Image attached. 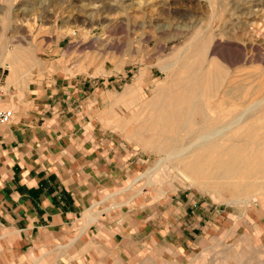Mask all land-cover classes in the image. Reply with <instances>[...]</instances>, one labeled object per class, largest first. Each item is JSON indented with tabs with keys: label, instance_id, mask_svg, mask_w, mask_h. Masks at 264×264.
Returning a JSON list of instances; mask_svg holds the SVG:
<instances>
[{
	"label": "rangeland",
	"instance_id": "obj_1",
	"mask_svg": "<svg viewBox=\"0 0 264 264\" xmlns=\"http://www.w3.org/2000/svg\"><path fill=\"white\" fill-rule=\"evenodd\" d=\"M219 1L0 0V41H3L0 53L5 48L9 51L18 48L23 50L21 57L37 60L33 76L21 79L23 85L11 88L6 85L9 71L1 64L0 89L11 100L13 92L23 94L36 88H45L59 99L66 97L71 108L66 114L68 122L95 124L104 133L112 132L128 148L136 164V175L144 172L137 178L141 179L137 186L146 193L140 196L146 198L138 205L142 211L150 206L157 212L163 209V255H169L173 263L222 264L226 246L234 245L239 248L238 260L244 261L243 264H264V190L248 192L245 196H254L255 201L241 206L233 204L231 199L243 195L212 191L196 184L197 181L184 180L177 174L180 163L177 165L176 160L167 159L161 168L150 171L166 155L156 150L163 143L159 142L157 130L148 126V116L154 112L146 105L157 90L168 88L174 78L170 74L172 78H169L161 68L177 58L173 53L183 41L182 33L186 29L191 32L202 22L206 26L214 17L219 19L220 24L223 22L219 27L223 42L237 46L248 59L254 52V58L261 61V65L247 63L248 68L256 67L257 75L245 76L243 89L250 92L264 81L261 74L264 54L260 56L264 53V0H253L257 3L254 7L246 0ZM232 4L242 9L234 10ZM239 22L244 23L243 29ZM176 69L177 64L171 71L175 73ZM138 73L151 75L154 80L152 92L143 102L133 86H126ZM133 104L132 113L123 111ZM238 110L239 106L228 107L226 112H221L224 118L220 119L225 121ZM254 133L255 139L247 147L251 151L264 150V127ZM135 189L134 186L133 191L120 189L116 196L106 198L104 205L126 203ZM255 215L262 224L254 225L251 218ZM242 232L246 250L240 249L242 244L238 239ZM185 234L188 239H184ZM138 251L133 258L136 264H163L160 257H154L155 249Z\"/></svg>",
	"mask_w": 264,
	"mask_h": 264
},
{
	"label": "crops",
	"instance_id": "obj_2",
	"mask_svg": "<svg viewBox=\"0 0 264 264\" xmlns=\"http://www.w3.org/2000/svg\"><path fill=\"white\" fill-rule=\"evenodd\" d=\"M36 62L24 63L29 71L17 80L6 76V85H23L19 81L33 76ZM152 78L138 73L126 86L147 97ZM0 91L2 106L13 113L0 125V264H136V252L144 248L155 249L163 264H186L163 255V209L141 210L146 193L137 178L144 172L136 175L133 155L112 132L68 122L66 97L45 88L13 92V100ZM130 106L123 111L132 113L135 104ZM133 186L126 203L104 205ZM260 219L251 221L258 225ZM243 233L238 240L246 250ZM225 250L222 264H243L237 246Z\"/></svg>",
	"mask_w": 264,
	"mask_h": 264
},
{
	"label": "bare ground",
	"instance_id": "obj_3",
	"mask_svg": "<svg viewBox=\"0 0 264 264\" xmlns=\"http://www.w3.org/2000/svg\"><path fill=\"white\" fill-rule=\"evenodd\" d=\"M246 1L253 7L257 5L255 0ZM238 7L235 6L234 10ZM222 23L214 17L209 25L203 26L202 22L191 32L185 28L183 41H180L174 53L171 52L177 58L173 62H166L161 68L166 70L169 78H172L170 75L174 78L170 81V87L159 89L155 96H151L153 100L150 99L146 108L154 112L148 116V126L157 130L159 142L163 143V147L156 150L163 151L167 158L160 159L150 171L158 170L167 159H173L177 165L180 163L176 170L184 180L197 181L196 184H202L212 191H229L245 196L254 189L264 190V150L251 151L247 147L255 139L254 132L264 127V81H259V85L250 92L243 89L242 83L247 79L245 76L257 75L256 67L248 68L247 63L254 65L259 62L261 65V61L254 58V52H250L252 56L248 59L237 46L223 42V32L219 31ZM243 25L240 23L239 27ZM21 55L24 56L23 50L18 48L11 51L5 48L0 53V65L9 71L7 80H17L21 74L29 71L26 69L24 72V63H32V60ZM175 64L177 69L174 73L171 70ZM146 98L139 95L138 99L143 102ZM238 106L240 110L235 116L225 121L220 119L224 118L221 112H226L228 107ZM229 141L231 143L227 144ZM253 199L254 196H245L231 201L242 206L250 204Z\"/></svg>",
	"mask_w": 264,
	"mask_h": 264
},
{
	"label": "built area",
	"instance_id": "obj_4",
	"mask_svg": "<svg viewBox=\"0 0 264 264\" xmlns=\"http://www.w3.org/2000/svg\"><path fill=\"white\" fill-rule=\"evenodd\" d=\"M12 115L13 113L11 109H6L2 106V93L0 91V125L9 123Z\"/></svg>",
	"mask_w": 264,
	"mask_h": 264
}]
</instances>
